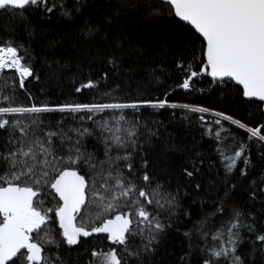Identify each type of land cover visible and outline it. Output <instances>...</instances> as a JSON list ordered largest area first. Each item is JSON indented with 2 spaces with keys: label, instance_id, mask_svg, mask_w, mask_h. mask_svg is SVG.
I'll use <instances>...</instances> for the list:
<instances>
[{
  "label": "snow or ice",
  "instance_id": "1",
  "mask_svg": "<svg viewBox=\"0 0 264 264\" xmlns=\"http://www.w3.org/2000/svg\"><path fill=\"white\" fill-rule=\"evenodd\" d=\"M49 3L50 0H0V10L11 9L15 13L30 6L43 7L45 12L53 13L63 8L64 15H69L80 6L79 0L75 9H70L67 4L51 3L49 6ZM129 9L140 12L145 20L166 18L177 25L172 35L180 37L182 51L191 56L190 60L182 57L183 62L175 65L185 77L178 87L192 88L193 78L200 75L192 68L203 65L201 71L214 80L229 78L242 87L243 97L264 102V0H111L108 13L95 21L85 20L78 30L87 45L85 55H90L93 60L100 59L103 66L98 69L102 73L99 79L93 80V74L88 73L87 83H82L76 92L95 90L101 81L106 82L120 72L127 55V34L122 29L113 32L112 26L114 22L118 25L121 14H127ZM181 25L190 35H182ZM13 44L10 39H0V72L14 69L19 76L18 86L24 89L26 78L35 73L31 62H24L30 55L28 49L22 44ZM21 50L24 56L19 54ZM156 71L151 68L148 75L158 80ZM122 90L117 84L101 95L111 97L113 92ZM168 95L164 93V99L155 100L137 97L124 102L13 106L15 89L8 95L0 90V105L7 104L0 106V130L6 133L0 144V264H64L56 230L47 228L56 222L59 236L67 246H77L81 237L93 234H107L106 239L117 246L92 250V259L87 264H132L133 261L145 264L147 258L158 252L171 227L172 217L176 215L175 210L182 209L181 187L191 189L185 191L187 196L192 192L200 195L202 183L195 181L204 176L203 166L207 158L195 147L190 149L165 142V154L184 156L180 175L187 183L177 185L173 191L166 187L170 186L168 181L161 183L155 178V169L147 155L141 156L137 167L134 155L145 145L153 146L154 139L160 138L158 129L149 128L135 115L130 118L124 114L126 109L139 110L142 106L183 108L191 113L213 115L212 123L220 128L215 132L217 144L214 151L224 175L221 177L218 169L215 177L208 181L205 194L211 199L209 206L212 210L194 222L195 236L202 244L197 245L202 264H257V254L259 264H264V220H259L264 216V172L249 180L248 184L249 203L259 204L255 211L229 205L237 189L232 177L238 163L243 164L239 169L241 178L248 177L249 170L256 166L247 141L259 142L264 148V124L250 127L222 111L170 103ZM108 110L113 113L110 117L96 118ZM117 111L119 115H116ZM53 112L83 113L79 117L81 127L66 128L67 121L63 119L55 124L41 119L43 114ZM25 115L27 123L20 118ZM85 118L92 122V128L83 126ZM199 119L212 135V128L204 115ZM222 121L244 130L247 141L233 136L222 137L221 131H229L223 127ZM87 137H95L103 145V160L87 150ZM229 139L232 143H225ZM259 158L264 160V151L259 153ZM167 167L166 160L161 170ZM134 173L139 180L134 178ZM45 189L51 190L56 201L52 207L45 208V201L40 199ZM206 202L202 201L201 206ZM86 209L95 210L89 221L90 227L84 221L76 223L77 217ZM226 211L228 215L214 231L206 230L209 221H214L217 216L223 217ZM185 215L190 216V213L185 212ZM183 235L189 241V251L178 257V264H190L194 233L187 231ZM246 240L250 251L240 252Z\"/></svg>",
  "mask_w": 264,
  "mask_h": 264
},
{
  "label": "trees",
  "instance_id": "2",
  "mask_svg": "<svg viewBox=\"0 0 264 264\" xmlns=\"http://www.w3.org/2000/svg\"><path fill=\"white\" fill-rule=\"evenodd\" d=\"M57 5L67 4L70 9H75L77 0H50ZM111 0H79V10H73L69 15H64V9L58 8L53 13H47L43 7H26L22 12L13 13L11 9L0 10V39L14 41L13 46L22 44L28 49L30 55L25 57L24 62H31L35 75L26 78L25 88L18 86L19 76L14 69H5L0 73V90L4 95H8L15 89L16 99L13 106H30L32 103L48 104L55 106L63 103H110L124 102L132 98H142L146 100L164 99V93H168L167 99L170 103L187 104L190 106H203L213 111H222L226 115L233 116L250 127H258L264 124L263 104L257 100L245 99L242 95V88L233 81L217 82L207 73L202 72L203 65L193 67V71L200 73L193 78L190 89L178 87L183 81V72L175 67L177 63H182L183 58L191 59L190 53L183 52V45L180 37H174L172 33L176 31L177 25L169 19L161 18L157 20H145L140 12L129 9L127 14H121L119 24L115 22L112 31L117 32L122 29L127 34L125 52L127 55L123 60L120 72L108 81H101L95 90L84 89L76 92V88L82 83H87L88 73H92L93 80L99 79L102 75L98 71L102 62L100 59L93 60L90 55H85L84 48L87 45L80 38L79 28L83 27L85 20L95 21L110 11ZM23 17V18H21ZM181 33L184 36L190 35L187 28L181 25ZM130 46V47H129ZM20 55L24 56L21 50ZM199 56V53H197ZM110 67V66H109ZM155 68L154 79L148 75L149 70ZM83 74V75H82ZM39 76V79H36ZM7 81V88H5ZM117 84L121 85L122 91L113 92L111 97H103L101 94L111 91ZM139 88V91H137ZM113 97L117 99H113ZM0 106H7L3 104ZM112 110L97 115V119H107L112 115ZM120 113L117 111L116 115ZM124 114L128 117L137 116L142 123H146L149 128L158 129L159 139H154L153 146H147L134 155L135 164L139 167L141 156L147 155L153 168L155 178L161 183L168 181L169 191H173L177 185L183 186L187 181L180 175L181 161L183 155L178 153L165 154L163 144H176L186 146L203 152L206 156V163L203 166L204 176L197 177L202 188L200 195L192 192L191 196L185 195L181 187L180 202L182 209H177L176 215L172 217L171 227L167 235L161 242L158 252L146 259L145 264H178V257L189 251V241L183 235L184 232L192 231L193 250L190 255V264H202L199 247L202 246L198 237L195 236L194 222L206 216L212 209L211 199L205 194L207 183L215 177L216 171L220 170L223 177V169L220 160L214 151L217 140L215 132L220 128L214 123L211 113H191L188 109L166 107L165 109H154L150 106H142L139 110L126 109ZM80 114H61L59 112L45 113L41 116L43 121L52 122L66 120L65 127H81ZM204 115L208 126L212 128V135H209L208 128L199 119ZM187 116V119L183 117ZM75 117V118H74ZM11 118V117H6ZM25 123L28 122L27 115L20 117ZM84 127L92 128L91 121L82 122ZM222 125L229 131H221V136H233L239 140L247 141V133L228 121H222ZM264 134V132H262ZM6 133L0 130V144L4 142ZM249 144V152L255 168L249 170L248 177L241 178L239 169L243 167L242 162L238 163L235 175L232 177L237 184V189L229 205L236 204L245 209L251 208L253 211L259 204L249 203V180L259 177L264 172V160L259 158V153L264 151L259 142ZM86 148L89 152H95L100 160L104 159V147L95 137L86 138ZM225 143H232L231 139ZM122 154V153H121ZM115 155V153H113ZM168 167L162 171L165 161ZM123 167V164H122ZM86 171V170H85ZM127 174V169L125 168ZM84 174V171L81 172ZM139 180L138 175L133 174ZM87 178V177H86ZM99 183V181H97ZM143 186V182H140ZM212 196H215L213 191ZM45 201L44 207H52L56 201L52 198L51 190L45 189L44 195L40 197ZM58 200V197L56 198ZM196 200V203L192 201ZM202 201H207L201 206ZM126 210V209H125ZM151 210V208L149 209ZM94 209L83 210L77 217L76 223L81 221L91 226L90 218ZM185 212L190 213L186 216ZM87 213V214H86ZM228 215L217 216L214 221H209L207 229L214 231L215 228ZM259 220H264L260 216ZM259 227V223L257 225ZM47 228L56 230V239L60 242V256L64 264H87L92 259V250H107L112 245L106 239L107 234H93L91 237H81V242L77 246H67L59 236L58 222L51 223ZM209 243L211 241L209 240ZM47 250V249H46ZM118 247V251H119ZM56 251L55 248L52 249ZM250 251L247 240L240 248V252ZM259 254H257V264H259ZM135 264V261L132 262Z\"/></svg>",
  "mask_w": 264,
  "mask_h": 264
},
{
  "label": "water",
  "instance_id": "3",
  "mask_svg": "<svg viewBox=\"0 0 264 264\" xmlns=\"http://www.w3.org/2000/svg\"><path fill=\"white\" fill-rule=\"evenodd\" d=\"M1 73V72H0ZM210 76V75H209ZM211 77V76H210ZM215 81L217 82H222V81H230L229 78H224L223 80H220L219 78L215 79ZM232 81V80H231ZM234 82V81H233ZM235 83V82H234ZM242 88V87H241ZM245 98V97H244ZM245 99H248V100H257V98H245ZM263 104V109H264V102H261Z\"/></svg>",
  "mask_w": 264,
  "mask_h": 264
}]
</instances>
